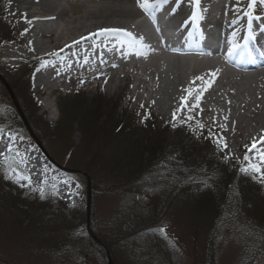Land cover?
Segmentation results:
<instances>
[{
	"label": "rangeland",
	"instance_id": "rangeland-1",
	"mask_svg": "<svg viewBox=\"0 0 264 264\" xmlns=\"http://www.w3.org/2000/svg\"><path fill=\"white\" fill-rule=\"evenodd\" d=\"M133 1L127 0L135 8ZM70 2L83 3V9L102 0ZM242 3L248 9L250 0ZM256 3L264 8V0ZM10 7V0H0V76L9 88L0 83V146L7 139L16 146L8 154L0 150V264H264V180L249 172L236 187L230 178L246 167L251 141L235 143L239 128L233 120L228 135L210 121L237 114L242 103L256 100L262 85L215 61L175 66L163 57L146 66L152 69L149 82L133 76L120 79L115 90L97 82L90 89L40 95L32 85L38 64L3 62L11 59L5 48L24 53V31ZM71 16L77 21L63 31L67 39L101 21L82 10ZM114 18L122 30L150 36L137 17ZM177 72L181 88L202 91L195 118L174 119L177 101H158ZM207 81L212 83L205 90ZM201 109L209 112L202 115ZM184 141L190 148L180 151ZM31 149L44 159L49 179H31L28 186L13 174L18 188L7 187L8 165L31 178L14 155ZM34 189H43L44 198ZM209 195L212 201L201 202Z\"/></svg>",
	"mask_w": 264,
	"mask_h": 264
},
{
	"label": "bare ground",
	"instance_id": "bare-ground-1",
	"mask_svg": "<svg viewBox=\"0 0 264 264\" xmlns=\"http://www.w3.org/2000/svg\"><path fill=\"white\" fill-rule=\"evenodd\" d=\"M60 1L61 0H10L11 15L14 22L19 31H24L21 44L24 53H20L13 48H5L4 53L11 57V66L16 65L15 62H18V60L21 62L29 60L38 64L32 73V85L33 89H36V92L40 95L52 94L56 91L61 92L64 89H66L65 93H68L69 85L75 82H80L83 84L82 86L90 89V86L94 84L93 80H95V87L98 82L114 90L119 86V80L127 77L136 76L137 79H145L146 82H149L153 77V75H151L152 69L148 70L146 66L154 61L163 59V57L167 59L170 58L171 61L174 60L172 64L175 66L181 65L180 62L193 63V61L187 57H178L168 46L160 45V47L157 48H149L144 43L143 39H141L143 38L142 35H131V37L120 36V39H117L119 37V32L115 34H99L101 29H123V24L118 21L113 22L112 20L117 16L120 19H133L138 17L140 13L145 12L138 4H136L134 8L131 4H128L127 0H102V2L93 5L91 8L85 7L82 9L81 4L83 3L74 6L70 5V1L74 2L76 0H64L67 3L66 8L60 6ZM242 1L243 0H200L199 4L202 6V9H200L196 4H188L194 3L195 0H176L172 8L174 14L173 20L172 16H168L165 19L164 14L156 13L155 15L157 18L152 16L151 22L153 25L158 23V29L164 30L163 39L167 45L172 39V36L176 35L177 30L184 34L182 28L176 26V23L180 20V16L189 14L192 9V16L186 19L182 25L191 28V33L194 30L198 33L195 37L193 35L189 37L192 39L203 38L205 41L208 40L206 41L208 43V49L211 50L215 46L214 43L219 45L222 33L224 43L221 49L217 48L214 52H219L221 50L223 51L222 54H224V51L229 48L228 42L236 38V35L233 37V33L244 38L246 34L249 32L252 33L254 29L260 30L261 27H264V23H258V25L252 27L250 20H245L247 25H244L242 19H245L246 16L240 15L243 8H245L243 7ZM133 2L135 4L137 0ZM160 2L161 4L156 3V6L150 10L157 12V8L164 3V7L167 5L166 0H160ZM217 6H220L221 9ZM234 8L239 11H236V13ZM80 10H82L85 15H89V18H100L101 21L98 20L99 22L87 25V30L71 38L68 37L69 39H67L66 36L64 37L63 31L69 28L68 24H74L75 20L81 19V15H77V19H74L75 17H72L73 15L71 16V14L78 13ZM44 12L51 13L43 14ZM194 13L196 14L195 18H193ZM34 21L35 23L31 24ZM192 21L197 22L195 27L191 26ZM112 22L114 24H110ZM166 25H169V28L166 27ZM156 32L158 33V30H156ZM113 39L117 40L112 41ZM126 39L143 45L142 49L125 47ZM192 39H184L181 47L187 49L198 47L196 44L197 41ZM144 47H146V50L143 49ZM263 47H258L256 49L249 47L247 52L245 49L239 48V50L242 51L238 52L239 58L234 62L239 66H244L243 60L248 61L251 56L260 55L263 59V63ZM123 49L126 50L124 55L120 53L124 51ZM228 58L231 62L235 59L233 56H228ZM259 63L260 62L256 60L255 64ZM192 65H194V63ZM143 68H145V70H143ZM176 69L177 68H175V70ZM254 69L257 68H240L241 71L247 70V72L254 71ZM109 71H112V73ZM176 71H178V69ZM143 73L146 76L143 75ZM262 74L264 73L245 74L244 72H240L239 74L240 78H252L262 85L263 88L256 94L255 101L249 102V105L246 106L242 103L240 106L241 111H237V114L234 116L232 114H227L224 118H210V121L218 125L217 127L219 130L225 135H228L227 125L231 122L230 120H233L239 128V131L237 130L238 137L235 143L238 145L240 141H244V143L251 141L250 144L252 145L255 141L257 147L252 152H257V155L259 152L264 151V144L260 143L261 138L264 137V77H255V75ZM180 78L181 73L179 74V72H177L174 82L171 81L169 86H166L160 91L158 101L160 104L163 100V102L168 101L174 105L177 101V106L175 107L176 115L179 114L180 116L195 118V110L198 105L196 96L198 94L201 95L202 91L192 87L194 85L181 88V84H178L181 80ZM65 81L69 82V84L66 85ZM188 89L192 90L191 95H189ZM182 90H184V92H182ZM138 92V88L135 89L134 93L138 94ZM129 95L130 94H126V96ZM182 97L186 98V100L182 101ZM128 102L132 103L130 99ZM169 107L173 108V105ZM200 112L202 115H205L209 110L201 109ZM5 142H7V144L10 143L8 139L5 140ZM251 145L249 146L251 147ZM255 158H257L255 162L259 163V158ZM19 160L26 167V170L30 172L32 181H38L43 184L48 178L50 173L49 168L36 149H31L25 157ZM67 194L68 193L65 191L61 192L63 198L67 197Z\"/></svg>",
	"mask_w": 264,
	"mask_h": 264
},
{
	"label": "snow or ice",
	"instance_id": "snow-or-ice-1",
	"mask_svg": "<svg viewBox=\"0 0 264 264\" xmlns=\"http://www.w3.org/2000/svg\"><path fill=\"white\" fill-rule=\"evenodd\" d=\"M160 0H137V4L138 6L144 10L145 12L149 11L152 7L154 3H159ZM199 3L200 0H195V4L197 7H199ZM256 3V0H250V3L248 5L249 8L253 7ZM246 15H248L246 13ZM196 14H193V18H195ZM249 19L251 20V17L249 16ZM118 32H123V34L125 36L131 37V33H128L122 29H101L99 31L100 35L103 34H115ZM235 33H233V37H235ZM254 39V37L251 35V33L248 35L247 40H252ZM229 43V48H228V56H232L236 53V51L241 48V45L235 41V39L231 40L228 42ZM262 55H264V53H262ZM39 71V69H38ZM213 77L215 76V73H212ZM196 79H203V77H196ZM212 81H207L206 86H205V90L207 87L211 86ZM189 95H191L192 90L188 89L187 90ZM186 98L182 97V101H185ZM196 100L197 102H199L200 100V95L198 94L196 96ZM198 106V105H197ZM176 117V113H173V118L175 119ZM188 119H192V117H189ZM175 126V125H174ZM198 128L203 129L204 125L203 124H198L197 125ZM260 143L264 144V137L261 138ZM227 145L225 144L224 147H226ZM257 145L256 142L254 141L253 144L251 145V147L248 149L249 151H252L254 149H256ZM258 158H259V163H249L246 167H242L241 168V172L247 174L249 172H251L254 175H259L261 177L262 180H264V151L259 152L258 154ZM228 157H225V161H227ZM249 158L247 156H245V160H248ZM4 163H7V158H5ZM15 174V175H19L21 177L22 180L27 181L28 182V186H31V178L28 175H24L23 173H18L15 169H13L11 167V165H8V167L5 169L4 175L6 179H10L11 176ZM146 179H148L149 181L151 180V176L147 177ZM23 186V185H22ZM40 191L41 193V199L44 198V194H43V189H34V191ZM160 232L162 234L165 233V230L163 228L160 229Z\"/></svg>",
	"mask_w": 264,
	"mask_h": 264
},
{
	"label": "trees",
	"instance_id": "trees-1",
	"mask_svg": "<svg viewBox=\"0 0 264 264\" xmlns=\"http://www.w3.org/2000/svg\"><path fill=\"white\" fill-rule=\"evenodd\" d=\"M169 138H177V136H169ZM163 141V140H162ZM184 143V145H183V147H181L179 150L180 151H184L185 150V148H190V147H187L186 145L188 144L187 142H183ZM155 148V147H154ZM237 176H233V175H231L230 176V178H232L234 181L235 180H237L236 181V187H239V184L241 183V181L240 180H242V179H237L236 178ZM4 181H5V183H6V185H7V187H9V188H18V186L11 180V179H6V178H4L3 179ZM209 197V198H208ZM208 197H202V200H201V202H204V204H205V202L206 203H208L209 201H212V199L210 198L211 196L209 195Z\"/></svg>",
	"mask_w": 264,
	"mask_h": 264
},
{
	"label": "water",
	"instance_id": "water-1",
	"mask_svg": "<svg viewBox=\"0 0 264 264\" xmlns=\"http://www.w3.org/2000/svg\"><path fill=\"white\" fill-rule=\"evenodd\" d=\"M0 82L8 89V91H9V88H8V86H7V84L5 83V81L3 80V78L0 76ZM15 102V101H14ZM16 104V103H15ZM17 105V104H16ZM26 125V124H25ZM27 127V126H26ZM31 134V136L32 137H34V135L32 134V133H30ZM87 189H89V186H88V188ZM87 197H88V199H87V209H89V204H90V200H89V191L87 192ZM88 217H89V211H88ZM91 235V234H90Z\"/></svg>",
	"mask_w": 264,
	"mask_h": 264
}]
</instances>
